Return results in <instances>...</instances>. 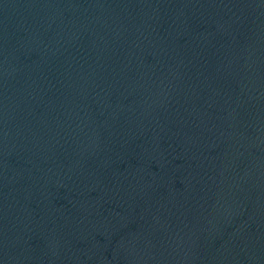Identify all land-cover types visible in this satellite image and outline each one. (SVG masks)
Wrapping results in <instances>:
<instances>
[{"label":"water","instance_id":"water-1","mask_svg":"<svg viewBox=\"0 0 264 264\" xmlns=\"http://www.w3.org/2000/svg\"><path fill=\"white\" fill-rule=\"evenodd\" d=\"M0 264H264V0H0Z\"/></svg>","mask_w":264,"mask_h":264}]
</instances>
